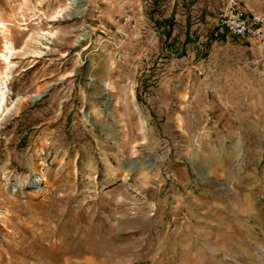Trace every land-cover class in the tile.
I'll return each instance as SVG.
<instances>
[{
  "label": "rangeland",
  "instance_id": "1",
  "mask_svg": "<svg viewBox=\"0 0 264 264\" xmlns=\"http://www.w3.org/2000/svg\"><path fill=\"white\" fill-rule=\"evenodd\" d=\"M83 3L0 0V264H264V45L222 0Z\"/></svg>",
  "mask_w": 264,
  "mask_h": 264
},
{
  "label": "built area",
  "instance_id": "2",
  "mask_svg": "<svg viewBox=\"0 0 264 264\" xmlns=\"http://www.w3.org/2000/svg\"><path fill=\"white\" fill-rule=\"evenodd\" d=\"M136 28L131 13L126 12L119 24V35L127 38ZM218 32L229 37L253 41L256 45L262 46L264 45V17L249 11L239 0H222L220 13L216 19V33Z\"/></svg>",
  "mask_w": 264,
  "mask_h": 264
},
{
  "label": "water",
  "instance_id": "3",
  "mask_svg": "<svg viewBox=\"0 0 264 264\" xmlns=\"http://www.w3.org/2000/svg\"><path fill=\"white\" fill-rule=\"evenodd\" d=\"M71 4L75 7H73V14H81L83 10L85 9V4L83 3V0H70ZM44 93H39L36 95L31 101H35L42 97ZM141 161H144V159L141 158ZM138 164V158L137 157H132V158H127L121 161L120 167L124 170L131 171L135 167H137Z\"/></svg>",
  "mask_w": 264,
  "mask_h": 264
},
{
  "label": "bare ground",
  "instance_id": "4",
  "mask_svg": "<svg viewBox=\"0 0 264 264\" xmlns=\"http://www.w3.org/2000/svg\"><path fill=\"white\" fill-rule=\"evenodd\" d=\"M69 2L71 3V1L69 0ZM81 39L80 36L77 37V40ZM17 181L19 184L22 183V179H20V177H17ZM42 181V177L36 173H32L30 175V177L28 178V182L31 183L33 186H36L37 184H39Z\"/></svg>",
  "mask_w": 264,
  "mask_h": 264
}]
</instances>
